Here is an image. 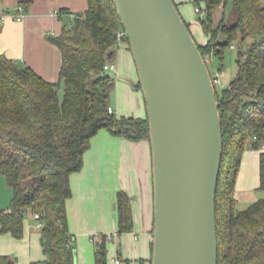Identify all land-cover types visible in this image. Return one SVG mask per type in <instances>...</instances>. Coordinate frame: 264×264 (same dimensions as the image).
<instances>
[{
	"label": "trees",
	"instance_id": "obj_1",
	"mask_svg": "<svg viewBox=\"0 0 264 264\" xmlns=\"http://www.w3.org/2000/svg\"><path fill=\"white\" fill-rule=\"evenodd\" d=\"M228 1L206 0L201 6L208 41L199 44L205 58L220 61L227 47L235 44L238 50L237 73L227 86L215 84L224 138L217 189L218 264H264V196L241 209L235 194L245 150L264 146V4L232 0L235 21L216 23V7ZM88 2L83 15L50 36L63 53L59 81L0 52V170L13 190L10 207L0 209V227L20 238L27 213H39L46 258L34 264H79L68 199L71 176L83 168L93 136L105 128L131 140L150 139L148 116L109 111L116 79L105 65L114 62L124 26L114 0ZM136 86L142 88L140 82ZM259 188L264 189V150ZM117 210L118 232L131 231L132 199L124 189L117 191ZM108 243L102 233L95 243L96 264H108ZM15 263L11 255L0 254V264Z\"/></svg>",
	"mask_w": 264,
	"mask_h": 264
},
{
	"label": "water",
	"instance_id": "obj_2",
	"mask_svg": "<svg viewBox=\"0 0 264 264\" xmlns=\"http://www.w3.org/2000/svg\"><path fill=\"white\" fill-rule=\"evenodd\" d=\"M114 1L149 119L152 264H218L224 138L212 73L174 0Z\"/></svg>",
	"mask_w": 264,
	"mask_h": 264
},
{
	"label": "crops",
	"instance_id": "obj_3",
	"mask_svg": "<svg viewBox=\"0 0 264 264\" xmlns=\"http://www.w3.org/2000/svg\"><path fill=\"white\" fill-rule=\"evenodd\" d=\"M175 1L184 19L189 23L196 41L199 44H206L208 36L201 23V17L204 13L201 14L195 9L198 5L204 7L206 0ZM191 1L195 2L194 6ZM228 2H222L216 7L214 12L216 23L223 18L227 23L235 21V8H231L230 13H228ZM261 2L264 4V0ZM88 3V0H0V14L9 13L6 19L0 23V52L15 61L31 66L50 81H59L63 53L61 48L50 39V36L59 35L68 19H70L68 20L69 23L74 17L83 15L88 9ZM19 4L26 6L21 20L16 18L19 13ZM61 10L64 14H60ZM58 11L60 12L58 13ZM118 49L123 54L133 55L125 39L120 40ZM130 89L135 101L134 105L129 103L131 108H126L120 113L146 117L142 110L143 106L139 104L141 101L138 97V91H135V88V90L131 87ZM117 105L119 108L121 107L119 101H117ZM262 150H264V146L260 149L247 148L243 154L236 181L237 204L243 200L249 205L258 199L256 190L260 185V152ZM83 168L72 174V185L73 180L78 177H80L84 188L88 186L90 181L101 185L110 178L113 180L114 185L111 187L114 193L111 197L110 206L103 209V225L100 230H96L102 231V233H116L108 243V264H114L112 257L117 251H120L122 255L123 264H127V261L129 264H141L142 259L145 260V264H152L154 183L150 139L131 140L102 128L93 136L92 145L84 154ZM119 189L126 190L130 195L134 217L133 229L123 233L118 232L117 191ZM12 197L13 190L9 186L6 176L0 170V209L9 208ZM100 197L98 198L103 203L106 199ZM81 205L80 203L79 207ZM74 206L71 205L69 198L70 225ZM41 228L31 219H25L24 235L18 238L10 232H2L0 227V254L11 255L16 261L15 264H34L44 260L46 254L42 246ZM70 231L73 234L76 233L73 225L70 227ZM83 231H79V233ZM83 233L91 235V232ZM76 234H74L75 239L76 236L77 238L81 237L80 242L83 246V251L81 246H79V252L77 249L78 263L81 261L83 264H96L95 250L94 255H89L86 245L88 242L84 235ZM82 257L83 261L81 260ZM87 258L88 261H86Z\"/></svg>",
	"mask_w": 264,
	"mask_h": 264
},
{
	"label": "rangeland",
	"instance_id": "obj_4",
	"mask_svg": "<svg viewBox=\"0 0 264 264\" xmlns=\"http://www.w3.org/2000/svg\"><path fill=\"white\" fill-rule=\"evenodd\" d=\"M192 5H195L194 1H191ZM203 2V1H202ZM201 2V3H202ZM235 5L232 0H229L227 9L228 13H230V9L233 8ZM195 12V11H194ZM198 14L197 12H195ZM70 20V19H68ZM68 20L66 21L67 24ZM124 39V38H123ZM122 40V39H120ZM237 53L238 50L236 47H227L224 51L223 60L220 61L219 57L214 56L212 61L208 62V67L210 71L215 74L216 70H219V78L220 82L217 84L218 89H221L222 87L227 86L231 79L234 77V75L237 73L238 65H237ZM114 62L116 64V68L111 71V73L115 76L116 83L115 87L111 92L110 97V103L114 107V111L118 115H122L124 109L131 108L129 103H133L134 105V99L133 94L130 89V87L135 90L137 88L139 80V73L138 69L134 60L133 55L131 54H123L120 52V49H118L115 57ZM221 68V69H220ZM63 82H61V87L59 89L60 96L63 94ZM135 88V89H134ZM135 91H138V97H140L139 104L143 106V113L144 116H147V107L144 101V92L142 88H137ZM117 101L120 103V108L117 105ZM135 106H137L135 104ZM137 108H139L137 106ZM140 110V109H136ZM84 169V168H83ZM82 170V169H81ZM105 174V173H104ZM106 182V184H105ZM104 184H98L96 182L92 183L89 182L88 186L85 188L81 184V179L78 177L77 179L73 180V195L70 197V203L71 205H75L72 210V216H71V225L69 221L70 227H73L76 229V233L84 235L86 241L88 242L87 249L89 251V255H94L95 250V240L93 239L94 235L96 233L102 234V231H96L100 230L102 227L103 219H104V212L103 209L106 208V206H110L111 197L114 193L111 185L113 184V180L108 179L106 180ZM256 193L258 194V198L264 196V189L258 188L256 190ZM96 194V199H95ZM101 196V197H100ZM106 199L101 203V199ZM98 199V200H97ZM82 204L81 207H79V204ZM248 205V203H244V201H240V203L237 204L238 208H245ZM70 217V216H69ZM26 219H31L36 225L40 226V220L34 217V214L32 212H28L26 215ZM91 232L90 234H86L83 232ZM96 232H95V231ZM74 233L75 235H77ZM87 235V236H85ZM80 238H77L75 240V246L79 250V246H81ZM86 247V246H85ZM81 250L83 251V246H81ZM83 261V257L81 258ZM88 261V258L87 260ZM85 261V262H86ZM79 264H83L81 261ZM90 264V263H89ZM123 264V263H122Z\"/></svg>",
	"mask_w": 264,
	"mask_h": 264
},
{
	"label": "built area",
	"instance_id": "obj_5",
	"mask_svg": "<svg viewBox=\"0 0 264 264\" xmlns=\"http://www.w3.org/2000/svg\"><path fill=\"white\" fill-rule=\"evenodd\" d=\"M195 9H196L197 12H200L201 14L204 13L203 9H202L201 6H199V5L196 6ZM25 10H26V6H25L24 4H19V5H18V11H19V13H18L17 16H16V18H17L18 20H21V19L23 18V14H24ZM59 12H60V11H58V13H59ZM8 15H9L8 12H5V13H3V14H0V23H1L2 21H4ZM125 35H126L125 30H120L119 33H118V37H119V39H123ZM232 47H235V44H233ZM205 59H206V61H207V63H208L209 61H212V60H213V57L210 56V55H208ZM105 68H106V69H115V68H116V64H115V62L107 63V64L105 65ZM211 73H212V72H211ZM219 74H220L219 70H216V71H215V74L212 73L213 81H214L215 84H218V83L220 82ZM109 111H110V112H113V111H114V109H113L112 106H109ZM35 217H36V218L39 217V213H36V214H35ZM42 225H43V222L41 221V222H40V226L42 227ZM115 234H116V233H114V232L106 233L108 240H109V241L112 240L113 237L115 236ZM100 237H101V234H100V233H96V234L94 235L93 239H94L95 242H96V241H98V239H99ZM112 261H113L114 264H122V263H123V259H122V255H121L120 251H117V252L113 255V257H112Z\"/></svg>",
	"mask_w": 264,
	"mask_h": 264
}]
</instances>
